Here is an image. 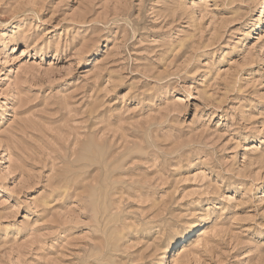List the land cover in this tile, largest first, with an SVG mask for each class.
Masks as SVG:
<instances>
[{"label":"rangeland","instance_id":"obj_1","mask_svg":"<svg viewBox=\"0 0 264 264\" xmlns=\"http://www.w3.org/2000/svg\"><path fill=\"white\" fill-rule=\"evenodd\" d=\"M0 264H264V0H0Z\"/></svg>","mask_w":264,"mask_h":264},{"label":"bare ground","instance_id":"obj_2","mask_svg":"<svg viewBox=\"0 0 264 264\" xmlns=\"http://www.w3.org/2000/svg\"><path fill=\"white\" fill-rule=\"evenodd\" d=\"M263 17V16H262ZM202 234V233H201Z\"/></svg>","mask_w":264,"mask_h":264}]
</instances>
